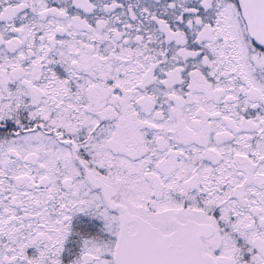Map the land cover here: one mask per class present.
I'll list each match as a JSON object with an SVG mask.
<instances>
[{"label":"snow or ice","instance_id":"6c2138e0","mask_svg":"<svg viewBox=\"0 0 264 264\" xmlns=\"http://www.w3.org/2000/svg\"><path fill=\"white\" fill-rule=\"evenodd\" d=\"M0 264H264V0H0Z\"/></svg>","mask_w":264,"mask_h":264}]
</instances>
